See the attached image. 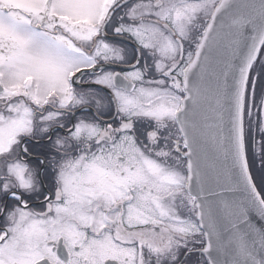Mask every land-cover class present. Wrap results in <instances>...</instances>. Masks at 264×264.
<instances>
[{
	"label": "snow or ice",
	"instance_id": "6c2138e0",
	"mask_svg": "<svg viewBox=\"0 0 264 264\" xmlns=\"http://www.w3.org/2000/svg\"><path fill=\"white\" fill-rule=\"evenodd\" d=\"M0 264H264V0H0Z\"/></svg>",
	"mask_w": 264,
	"mask_h": 264
}]
</instances>
